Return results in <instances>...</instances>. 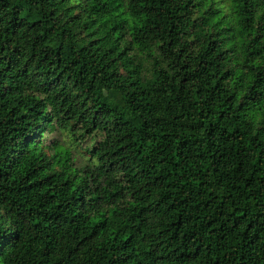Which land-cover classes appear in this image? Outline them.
I'll list each match as a JSON object with an SVG mask.
<instances>
[{
  "label": "trees",
  "instance_id": "obj_1",
  "mask_svg": "<svg viewBox=\"0 0 264 264\" xmlns=\"http://www.w3.org/2000/svg\"><path fill=\"white\" fill-rule=\"evenodd\" d=\"M0 264H264V0H0Z\"/></svg>",
  "mask_w": 264,
  "mask_h": 264
},
{
  "label": "rangeland",
  "instance_id": "obj_2",
  "mask_svg": "<svg viewBox=\"0 0 264 264\" xmlns=\"http://www.w3.org/2000/svg\"><path fill=\"white\" fill-rule=\"evenodd\" d=\"M53 139H58L59 142H62V144L64 143L65 146H67V140L63 137V140H61V138L55 134V133H51V134H46L45 139H44V143L45 144H49L51 143V141ZM77 148V149H70L71 154L73 155V157L77 160V161H81L82 157L86 156V154L84 153L83 149Z\"/></svg>",
  "mask_w": 264,
  "mask_h": 264
}]
</instances>
